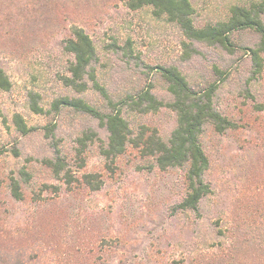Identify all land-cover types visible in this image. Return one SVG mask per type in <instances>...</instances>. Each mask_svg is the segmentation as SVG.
Here are the masks:
<instances>
[{
    "label": "rangeland",
    "instance_id": "374dc122",
    "mask_svg": "<svg viewBox=\"0 0 264 264\" xmlns=\"http://www.w3.org/2000/svg\"><path fill=\"white\" fill-rule=\"evenodd\" d=\"M190 1L193 22L203 25L226 18L231 5L257 0ZM74 26L92 39L95 77L113 102L146 86L169 100L160 73L169 65L195 90L216 83L213 105L231 126L220 132L208 121L199 135L210 191L196 209L178 208L186 166L160 169L131 141L109 161L100 152L107 132L96 118L50 110L60 95L110 110L91 85L77 93L61 82ZM183 41L175 23L150 6L131 9L127 0H0V68L10 80L0 90V264H264V51L259 70L251 53L259 35L235 30L230 49L193 42L189 51ZM30 93L42 112L31 110ZM121 107L132 138L155 131L166 140L176 125L166 106ZM15 114L28 132L17 130ZM88 129L96 136L82 146L77 138ZM57 157L58 175L44 161ZM87 173L99 188L84 183Z\"/></svg>",
    "mask_w": 264,
    "mask_h": 264
},
{
    "label": "trees",
    "instance_id": "16d2710c",
    "mask_svg": "<svg viewBox=\"0 0 264 264\" xmlns=\"http://www.w3.org/2000/svg\"><path fill=\"white\" fill-rule=\"evenodd\" d=\"M127 6L131 9L150 6L153 15L164 16L169 22L175 23L186 39L182 43L183 47L189 51H194L190 47V43L193 42L230 49V33L239 29H252L259 35L256 47L251 50L252 59L256 70L261 67L259 52L264 51V22L262 19L264 0L252 1L248 5H231L226 18L203 25H196L193 22L194 8L190 0H127ZM64 49L72 55V60L67 66V73L61 77L62 84L77 93L86 90L91 85L107 100L110 110L102 112L83 98L69 95L56 97L51 102L50 110L58 111L61 107H68L96 118L107 132L106 144L100 147V152L109 161H113L121 154L131 141L139 144L143 154L153 156L160 169L186 166L187 192L178 203V208L196 209L200 199L210 191V186L204 179V172L208 168L209 161L199 142V135L208 121L212 122L215 129L220 132L231 126V122L213 105L216 83H211L204 89L195 90L190 87L178 67L169 65L160 68V73L166 82V90L170 95L169 100L158 99L151 91V87L146 86L125 99L113 102L96 80L93 67L97 60L96 49L92 39L83 28L72 27L70 36L64 42ZM214 69L217 68L214 67ZM216 72L219 71L216 70ZM9 88L10 80L0 68V90L5 91ZM29 104L33 112L43 111L32 93H30ZM123 104L138 112L155 111L166 106L175 112L176 125L166 140L155 131L149 134L141 132L136 138H132L128 122L122 115L121 106ZM13 123L21 133L29 131V127L19 114L13 116ZM95 136L96 132L88 129L77 138V141L85 146L87 141L93 140ZM44 161L56 175L59 174L62 168L59 157L54 160L44 159ZM20 174L25 179L28 176L23 169L20 170ZM83 181L93 189L100 186L95 174H84ZM10 188L12 195L20 199L22 193L18 180L12 178Z\"/></svg>",
    "mask_w": 264,
    "mask_h": 264
}]
</instances>
